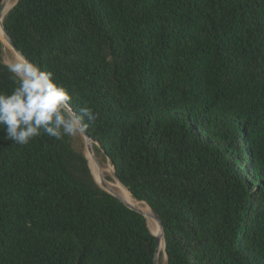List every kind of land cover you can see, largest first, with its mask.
<instances>
[{
  "label": "trees",
  "instance_id": "1",
  "mask_svg": "<svg viewBox=\"0 0 264 264\" xmlns=\"http://www.w3.org/2000/svg\"><path fill=\"white\" fill-rule=\"evenodd\" d=\"M3 22L159 213L168 264H264V0H18ZM40 103L0 40V264H155L150 220Z\"/></svg>",
  "mask_w": 264,
  "mask_h": 264
},
{
  "label": "bare ground",
  "instance_id": "2",
  "mask_svg": "<svg viewBox=\"0 0 264 264\" xmlns=\"http://www.w3.org/2000/svg\"><path fill=\"white\" fill-rule=\"evenodd\" d=\"M12 6H13V0H6L5 6H4L3 17L0 20V37L4 38V42L9 46L11 51H13V60L12 61H13L14 65L16 66V69L14 68L15 71H17V73H19V75H21L25 79V81L29 87L36 89L40 93V95L42 97V102L46 101V103H47V101L49 102L52 99V96L49 94L47 85L42 80L40 74L34 68L29 67L27 65L26 61L23 59V57L19 53L15 52L13 50V45L10 41L7 42V40H5L6 36H5L4 31H3L2 21L4 20L5 15L9 12V10L11 9ZM88 157L90 158V163H91V161L94 162V167H92V164H91V168L93 169V172L95 173L96 177L99 179L101 176L102 170L99 169V167L95 163V160H94L95 156L93 154L89 153ZM103 172L106 174V176H107V172L110 173L111 175H113V177H114L113 181H111V180H108V181L110 182V184L114 187V189L121 195V197L128 204L132 205L133 207L140 208L143 212H145L147 214L148 220H150V222H151V220L155 222V224H156V230H155L156 233L155 234L160 236V238H161L160 252H162V250L164 252L165 251V240H164L162 230H161L159 224L151 216V214L153 212L151 207L144 202H139L138 200H136L133 197V195L128 190V188L119 179H117L115 177V169L112 165H109V167L107 169L104 168Z\"/></svg>",
  "mask_w": 264,
  "mask_h": 264
},
{
  "label": "water",
  "instance_id": "3",
  "mask_svg": "<svg viewBox=\"0 0 264 264\" xmlns=\"http://www.w3.org/2000/svg\"><path fill=\"white\" fill-rule=\"evenodd\" d=\"M18 2V0L15 1V3L13 4V6L11 8H13L16 3ZM5 3H6V0H3L2 2V5H1V9H0V20L1 18L3 17V13H4V6H5ZM2 27H3V31L5 33V40H7V42H11L12 45H13V50L17 53H19L23 59L26 61L27 65L31 68H34L36 71L37 69L32 65V63L29 61V59L25 56V54L17 47V45L14 43L12 37L9 35V33L6 31L5 29V26H4V22L2 21ZM0 40L2 41V43H5L4 42V38H1L0 37ZM11 66V65H10ZM12 67V66H11ZM13 68V67H12ZM14 69V68H13ZM15 70V69H14ZM17 72V71H16ZM38 72V71H37ZM19 74V73H18ZM41 76V75H40ZM42 78V77H41ZM42 80L44 81V79L42 78ZM45 82V81H44ZM46 84V83H45ZM48 92L49 94L52 96V99L49 101V102H53V103H56L58 105H60L62 108H64L69 114L70 116L72 117V119L76 122L79 130L81 131V133L83 134V136L85 137L86 139V142H87V147L90 151L91 154H93L95 157H94V160H95V163L97 164V166L99 167V169L102 170L101 172V176L100 178L98 179L95 175V173L93 172V169H92V172L94 174V177H95V180L96 182L98 183V185L105 191H107L108 193L114 195L115 197L119 198L123 203H125L129 208L135 210V211H138L140 213H142L146 218H147V222H148V225H149V220H148V216L145 212H143L140 208H136V207H133L132 205L128 204L122 197L121 195L114 189V187L110 184V182L108 181V179L106 178V174L103 172V169H104V166L103 164L100 162V160L98 159V157L96 156L95 154V151H94V141L92 139V137L88 134V132L86 131L82 121L80 120V118L78 117V115L74 112V110L68 105V103L61 97L59 96L56 92L52 91L48 86ZM36 90V89H35ZM37 91V90H36ZM38 92V91H37ZM39 93V92H38ZM40 94V93H39ZM48 103V102H47ZM45 103V104H47ZM45 104H42V97H41V103L39 105V107L45 105ZM87 156V155H86ZM88 160H89V165L91 167V163H90V158L87 156ZM115 169V168H114ZM115 177L117 179H119L117 173H116V170H115ZM120 180V179H119ZM139 201V200H138ZM139 202H143V201H139ZM146 203V202H144ZM147 204V203H146ZM149 205V204H147ZM150 206V205H149ZM151 207V206H150ZM152 209V218L159 224L161 230H162V234H163V237H164V240H165V257H166V264H168V253L166 251V238H165V227H164V223L162 221V218L161 216L159 215V213L153 209ZM150 227V225H149ZM151 229V228H150ZM152 231V230H151ZM153 232V231H152ZM153 234L155 235L156 237V243H157V247H156V252H155V259H154V262L155 264H159V261H160V241H161V238L160 236L156 235L154 232Z\"/></svg>",
  "mask_w": 264,
  "mask_h": 264
},
{
  "label": "rangeland",
  "instance_id": "4",
  "mask_svg": "<svg viewBox=\"0 0 264 264\" xmlns=\"http://www.w3.org/2000/svg\"><path fill=\"white\" fill-rule=\"evenodd\" d=\"M16 0H13V4L15 3ZM6 46V47H5ZM3 55H4V59L6 61L7 64L11 65L13 68L16 69V66L13 63V51H11V49L9 48V46L6 43H3ZM46 102V101H45ZM45 102H42L43 104ZM74 121V120H73ZM67 127L70 130L73 138H74V145L77 149L83 150L87 156H89V149L87 147V142L85 137L83 136V134L81 133V131L79 130L76 122L74 121V124H70L67 122ZM92 167H94V162L91 161ZM109 165H112L110 161H107L105 163H103L104 168H108ZM113 166V165H112ZM107 175H109L113 181L114 177L113 175H111L110 173L107 172ZM152 225L154 227V229L156 230V224L154 221H152ZM163 251V250H162ZM159 264H166V257L165 254L163 252V257L162 259H160Z\"/></svg>",
  "mask_w": 264,
  "mask_h": 264
}]
</instances>
